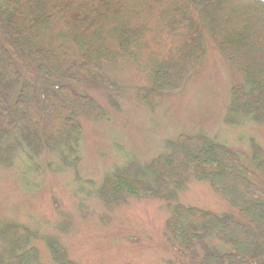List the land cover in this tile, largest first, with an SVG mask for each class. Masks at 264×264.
<instances>
[{
  "label": "trees",
  "instance_id": "trees-1",
  "mask_svg": "<svg viewBox=\"0 0 264 264\" xmlns=\"http://www.w3.org/2000/svg\"><path fill=\"white\" fill-rule=\"evenodd\" d=\"M29 1L0 0V166H11L19 153L30 159L50 152L74 167L80 118L101 120L107 114L85 89L104 88L112 108L117 91L128 87L142 102L157 105L199 71L203 31L242 77L231 87L227 123L264 127L261 1L216 0L252 18L224 30L212 0L180 6L178 0H162L158 12L153 7L159 0H37L34 9ZM53 33L58 37L51 42ZM247 34L253 49L240 47ZM165 146L146 163L128 161L106 174L97 198L106 206L128 197L167 201L166 239L190 264H264V192L248 175L241 154L200 133H180ZM70 156L72 162L66 160ZM249 163L264 178V149L255 141ZM189 177L208 181L236 215L175 202ZM213 238L227 249L209 244ZM37 241L53 264H76L57 236L14 221H0V264H39Z\"/></svg>",
  "mask_w": 264,
  "mask_h": 264
},
{
  "label": "rangeland",
  "instance_id": "rangeland-1",
  "mask_svg": "<svg viewBox=\"0 0 264 264\" xmlns=\"http://www.w3.org/2000/svg\"><path fill=\"white\" fill-rule=\"evenodd\" d=\"M186 1L178 0L177 4ZM212 1L220 12L217 21L221 30L252 19L239 16V9L231 4ZM38 3L31 0L28 7L34 9ZM162 6V0L152 5L157 12ZM168 29L176 34L173 26ZM57 37L53 33L50 41ZM202 40L204 54L197 74L180 92L163 96L157 105L142 102L136 90L128 87L117 91V107L112 108L104 88L87 87L85 91L105 107L107 114L101 120L80 118L77 164L67 167L55 153L43 152L30 159L19 153L11 166H0V221H14L41 234L57 236L76 264H190L166 239L165 223L170 215L167 201L128 197L106 206L95 192L106 174L128 161H150L166 150L167 140L180 133H200L239 152L249 168L248 175L264 192V178L249 163L252 141L264 149V127L249 121L227 123L231 87L242 77L206 31ZM243 41L242 49L254 48L248 34ZM167 74L171 75L172 69ZM66 160L72 162L73 158ZM175 202L236 215L208 181L193 177L177 190ZM34 244L40 250L39 264H53L43 243ZM209 244L227 249L218 238Z\"/></svg>",
  "mask_w": 264,
  "mask_h": 264
},
{
  "label": "water",
  "instance_id": "water-1",
  "mask_svg": "<svg viewBox=\"0 0 264 264\" xmlns=\"http://www.w3.org/2000/svg\"><path fill=\"white\" fill-rule=\"evenodd\" d=\"M259 1H261L262 3H264V0H259Z\"/></svg>",
  "mask_w": 264,
  "mask_h": 264
}]
</instances>
